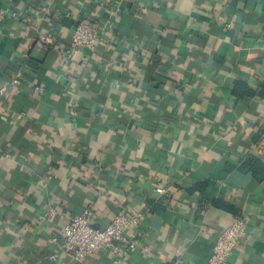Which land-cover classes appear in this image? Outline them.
Returning <instances> with one entry per match:
<instances>
[{"label":"crops","instance_id":"0c3cea01","mask_svg":"<svg viewBox=\"0 0 264 264\" xmlns=\"http://www.w3.org/2000/svg\"><path fill=\"white\" fill-rule=\"evenodd\" d=\"M0 12V87L20 82L0 109V264H113L110 250L49 259L85 207L95 227L145 213L119 264H204L235 217L248 234L226 264H264V8L0 0ZM81 19L100 40L69 55Z\"/></svg>","mask_w":264,"mask_h":264},{"label":"built area","instance_id":"2783aa9c","mask_svg":"<svg viewBox=\"0 0 264 264\" xmlns=\"http://www.w3.org/2000/svg\"><path fill=\"white\" fill-rule=\"evenodd\" d=\"M2 14L0 12V18ZM98 22L87 19L79 20L74 26L67 54H72L80 48L94 50L100 40ZM45 40V36L41 38ZM19 79L14 78L9 85L0 87L1 101L9 89L19 86ZM41 92V88L36 87ZM71 116L75 114L74 108H69ZM156 193H163V189L156 188ZM93 210L85 207L81 212L71 217L63 228L62 239L52 237L51 242L58 244V249L49 255V259L57 261L60 255H66L75 261L82 260L92 254L110 250L114 255L113 264H119L126 256L127 246L132 245L126 231L137 226L145 217V213L119 214L104 227H95L91 221ZM52 218V213L49 214ZM248 221L242 217H235L231 224L218 234L211 254L204 264H226L233 250L240 240L248 234Z\"/></svg>","mask_w":264,"mask_h":264},{"label":"trees","instance_id":"16d2710c","mask_svg":"<svg viewBox=\"0 0 264 264\" xmlns=\"http://www.w3.org/2000/svg\"><path fill=\"white\" fill-rule=\"evenodd\" d=\"M233 93L237 96H244V95H251L252 94V91L243 83H236L234 89H233ZM254 159L253 158H250V159H247L244 164H243V167L244 168H249L251 169V167H253V163L255 161H253Z\"/></svg>","mask_w":264,"mask_h":264},{"label":"water","instance_id":"95a60500","mask_svg":"<svg viewBox=\"0 0 264 264\" xmlns=\"http://www.w3.org/2000/svg\"><path fill=\"white\" fill-rule=\"evenodd\" d=\"M255 4H257L261 9L264 8V0H249Z\"/></svg>","mask_w":264,"mask_h":264}]
</instances>
